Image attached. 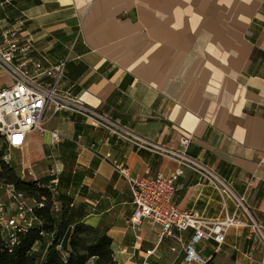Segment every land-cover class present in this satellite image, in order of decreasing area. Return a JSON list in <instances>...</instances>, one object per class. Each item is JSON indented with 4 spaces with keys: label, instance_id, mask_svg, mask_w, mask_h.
<instances>
[{
    "label": "crops",
    "instance_id": "1",
    "mask_svg": "<svg viewBox=\"0 0 264 264\" xmlns=\"http://www.w3.org/2000/svg\"><path fill=\"white\" fill-rule=\"evenodd\" d=\"M0 27H16L33 41L30 58L42 56L47 65L67 60L61 88L98 115L52 109L54 126L45 128L62 140L35 132L23 150L9 152L23 181L48 186L50 171L61 169L58 199L72 212L71 226L106 231L116 264H197L186 262L176 241L187 245L193 231L160 240L159 230L146 224L136 241L131 187L117 168L138 177L169 176L180 162L161 152H183L180 139L190 137L187 158L228 182L251 209L248 221L243 210L249 209L232 201L225 206L207 178L186 168L175 193L181 210L247 225L228 232L221 252L213 242L199 244V255L208 264H264V248L247 229L252 222L264 228V0H0ZM0 81L11 83L1 71ZM113 123L122 135L112 133ZM134 137L148 144L138 146ZM37 138L40 160L51 163L43 178L29 150ZM50 147L69 170L47 154ZM14 152L26 156L17 167ZM22 164L35 178H23ZM61 196L71 200L63 204ZM0 198L9 208L5 186ZM28 200L32 207L39 203Z\"/></svg>",
    "mask_w": 264,
    "mask_h": 264
},
{
    "label": "built area",
    "instance_id": "2",
    "mask_svg": "<svg viewBox=\"0 0 264 264\" xmlns=\"http://www.w3.org/2000/svg\"><path fill=\"white\" fill-rule=\"evenodd\" d=\"M33 51V41L19 32L18 28L4 30L0 27V71L8 74L11 80V83L0 86V161L6 165H9L11 160L10 150H23L27 145L28 135L32 133L39 132L42 135L49 133L53 143L62 140L57 131L49 132L43 124L44 115L49 108L54 109L55 113L70 112L85 119L98 117L93 110L80 103L78 96L70 90L61 88V83L65 79L67 60L60 61L56 65H47L42 56L30 58ZM112 126V133L123 134L119 126L114 123ZM131 141L142 147L148 144V142L142 143L136 137ZM190 143V137H182L179 144L183 152L176 150L161 152L162 155L169 154L176 157L180 162L179 167L169 176L160 173L156 176L138 177L133 176L120 165H117V168L131 187L134 214L129 220V226L138 233L136 241H142L140 233L146 224L159 230L160 240L175 238L177 233L193 231L191 242L187 245L183 244L180 237L176 241L184 245L187 263L208 264L199 255L196 246L203 242H213L216 244V253L221 252L228 232L232 228L247 225L239 222L235 217L212 221L198 211L181 210L175 203L178 179L184 175L186 168H191L209 180L210 185L222 195L225 206L227 201H232L239 208L245 209L246 198L235 194L228 182L217 179L211 171L187 158L186 151ZM156 149L163 150L161 147ZM2 152L5 153L1 156ZM22 166L23 178L26 176L35 178L31 167H26L24 164ZM60 173L61 169L54 167L49 174L52 180L48 186H45L50 190L53 213L61 211L58 199ZM2 186H5L12 203L8 208L0 198V229L6 246L13 248L19 233L42 225L34 215V211L44 207L45 198L42 197L41 201L32 207L28 204V198L17 192L15 186L0 182V187ZM253 228H258L261 232L263 227L254 223ZM152 253L153 251H147L148 255Z\"/></svg>",
    "mask_w": 264,
    "mask_h": 264
},
{
    "label": "trees",
    "instance_id": "3",
    "mask_svg": "<svg viewBox=\"0 0 264 264\" xmlns=\"http://www.w3.org/2000/svg\"><path fill=\"white\" fill-rule=\"evenodd\" d=\"M0 182L15 186L18 192L38 202L45 198L44 207L34 211L42 225L19 233L13 248L6 246L0 229V264H116L113 241L107 232L82 223L71 226L72 212L65 206L53 213L50 190L45 184L23 181L16 170L2 161ZM60 199L63 204L71 200L66 196ZM48 236L52 237L50 244L46 241Z\"/></svg>",
    "mask_w": 264,
    "mask_h": 264
},
{
    "label": "rangeland",
    "instance_id": "4",
    "mask_svg": "<svg viewBox=\"0 0 264 264\" xmlns=\"http://www.w3.org/2000/svg\"><path fill=\"white\" fill-rule=\"evenodd\" d=\"M2 83L3 82L0 81V84L1 85H2ZM51 110L52 109H50L45 114V116L43 118V122H44V124H46L45 127L47 129H52L53 126H54V121H55L54 118H53L52 121H50V122L48 121L52 117V111ZM31 136H33V135H31ZM39 138H41V136H39ZM37 139H35L36 140L35 142H31L30 143L29 150H30V155L32 157V160L33 161H36V165L34 166L35 173H36V175H37L38 178H43L45 176L44 171H47L49 169V167L51 166V163L48 162L47 161L48 159H46V158L43 159L46 162H44L43 160L42 161L40 160V158H42V155H40L39 152H38V150L35 149V147L36 146L38 147V145L40 144V140L39 139L37 140ZM56 148L57 147H55V148L54 147H50V149L47 151V154H49V155L50 154L51 155L53 154V156L55 157L54 159L55 160H58V161H61L64 164V169H66V163L64 161H62V158L61 157H58V154L56 152ZM12 155L14 156V159H13V165H14V167H17L19 165L20 161L23 160V158L25 156V155H21V153H17V152H14ZM67 169L69 170V168H67ZM245 208L248 210L249 209L248 208V205L245 204ZM243 211L246 214V217H247L248 221H251V213H250L251 209H249V213L246 210H243ZM252 225H254L253 222H252ZM247 229L249 231H252L253 230L254 237L257 238L261 242L262 247L264 248V228L261 229V232L259 231L258 228H253V226L252 227L249 226V227H247ZM42 257H43V253H42Z\"/></svg>",
    "mask_w": 264,
    "mask_h": 264
}]
</instances>
